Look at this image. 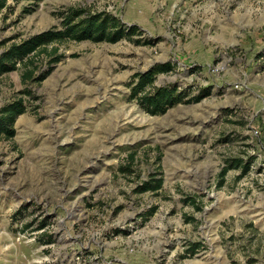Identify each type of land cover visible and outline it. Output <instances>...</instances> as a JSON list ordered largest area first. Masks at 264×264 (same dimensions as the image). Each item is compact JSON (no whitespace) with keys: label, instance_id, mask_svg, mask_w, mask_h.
<instances>
[{"label":"rangeland","instance_id":"rangeland-1","mask_svg":"<svg viewBox=\"0 0 264 264\" xmlns=\"http://www.w3.org/2000/svg\"><path fill=\"white\" fill-rule=\"evenodd\" d=\"M137 1L0 12V54L61 28L70 8L111 13L152 42H52L33 56L36 76L50 70L41 82L23 83L21 65L0 76V108L25 105L0 137V264H264V0ZM163 63L154 86L208 94L148 114L131 89ZM237 159L246 173L218 186ZM154 172L162 187L136 192Z\"/></svg>","mask_w":264,"mask_h":264},{"label":"trees","instance_id":"trees-1","mask_svg":"<svg viewBox=\"0 0 264 264\" xmlns=\"http://www.w3.org/2000/svg\"><path fill=\"white\" fill-rule=\"evenodd\" d=\"M8 1L19 2L20 0H0V12L8 7ZM32 5H36L41 0H24ZM62 27L52 28L41 31L28 38L11 44L0 54V76L17 69L19 65L22 66L23 72L21 74V81L26 83L41 82L47 74L35 75L36 68L34 65V55L38 52L46 51L48 44L52 42H62L66 40L83 41L89 40L92 42L105 41L115 43L121 39L136 44L152 43L147 39L141 42L140 38H134V35H141L142 30L136 24L127 25L122 22L117 16L106 11L88 12L83 10L70 8L66 14L62 13ZM53 48V52L55 53ZM59 56L53 59V62L58 60ZM32 65V67H30ZM172 69L169 63L157 64L154 67L142 73H137V80L131 89V98L136 97L138 102L144 107V110L150 115L163 114L168 108L174 104L184 102L189 103L198 101L207 92H202L191 98L184 99L182 93L177 92L176 87L154 86L155 75L157 73L168 72ZM28 92V90H27ZM25 109L24 100L19 97L0 108V137L9 139L14 136V122L16 117ZM241 169V174H245L248 169V163L237 159L232 163H227L219 173L221 186L223 176L229 169ZM124 172L125 170H121ZM159 173V172H158ZM157 172L151 174L148 179L143 180L135 189L136 192H157L162 187L163 179ZM156 207L152 206L147 215H151ZM28 224H25L27 226ZM44 223L40 224L42 227ZM48 243V242H46ZM198 247L191 243L189 252L194 253Z\"/></svg>","mask_w":264,"mask_h":264},{"label":"crops","instance_id":"crops-1","mask_svg":"<svg viewBox=\"0 0 264 264\" xmlns=\"http://www.w3.org/2000/svg\"><path fill=\"white\" fill-rule=\"evenodd\" d=\"M133 3H135V2H133ZM137 3L140 5V6H143V4H144V1L143 0H139V1H137ZM148 12H147V10H144V12H142V9H141V12H140V15L138 16V19H140L139 21H146V19L148 20ZM136 20H137V18H136ZM122 22H124L125 24H127V25H131V24H133V23H130V22H125V21H123L122 20ZM148 23V22H147Z\"/></svg>","mask_w":264,"mask_h":264}]
</instances>
